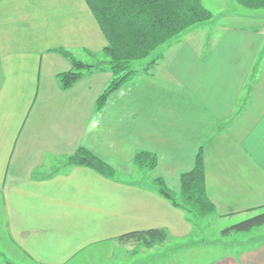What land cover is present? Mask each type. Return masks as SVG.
<instances>
[{"label": "crops", "instance_id": "1", "mask_svg": "<svg viewBox=\"0 0 264 264\" xmlns=\"http://www.w3.org/2000/svg\"><path fill=\"white\" fill-rule=\"evenodd\" d=\"M250 17L156 48L153 65L97 109L108 69L67 89L57 78L71 68L58 49L94 63L106 45L85 0H0V264H163L133 263L115 251L139 246L121 238L133 231L194 235L154 180L178 193L198 154L213 205L207 220L263 211L264 19ZM80 147L113 172L134 171L138 152L153 156V168L138 166L149 169L150 185L69 165ZM250 232L228 244L203 243L186 264H264V237L247 241ZM197 251L207 258L191 262Z\"/></svg>", "mask_w": 264, "mask_h": 264}, {"label": "trees", "instance_id": "2", "mask_svg": "<svg viewBox=\"0 0 264 264\" xmlns=\"http://www.w3.org/2000/svg\"><path fill=\"white\" fill-rule=\"evenodd\" d=\"M248 9H264V0H235ZM97 20L106 39V45L94 63H86L74 58L64 49L58 52L67 56L71 68L57 75L62 89L71 87L82 76L97 69H108L112 77L99 94L96 108L100 109L108 96L116 91L124 81L138 70L131 69L132 61L144 59L162 44L168 43L190 26L209 19L211 11L203 5L202 0H85ZM152 60L143 69L152 66ZM134 161L136 165L153 168L155 158L145 152H138ZM69 165H83L110 177L112 168L85 148H78L67 158ZM155 186L160 195L180 208L186 218L194 225L213 212V205L208 199L204 184V171L201 155L196 157L192 170L180 176V190L177 194L170 192L161 179H155ZM264 228V210L224 228L222 234L250 232ZM121 238L141 241L151 247L163 241L165 231L149 229L133 231Z\"/></svg>", "mask_w": 264, "mask_h": 264}, {"label": "rangeland", "instance_id": "3", "mask_svg": "<svg viewBox=\"0 0 264 264\" xmlns=\"http://www.w3.org/2000/svg\"><path fill=\"white\" fill-rule=\"evenodd\" d=\"M202 2H203V5H206L207 7H209V10L212 13L211 17L204 21L198 22L190 26L188 29L182 31L180 33L181 36H183L184 33L187 31L192 32V33L194 32L193 34L196 36L197 35L201 36L204 34V31L206 29L208 31L209 30L214 31L215 26L218 24H238L240 25L241 24L240 21L251 22L250 19L254 20V17L249 18L250 14H256L261 17V18L260 17L257 18L256 20L264 19V9L244 8L238 5L235 0H202ZM236 10H240L243 14H239L238 12H236ZM246 24L249 25V23H246ZM253 24L255 25V22H253ZM168 43L162 44L160 46H165ZM152 56L153 57L155 56V50H153L149 54V56L144 59L132 61L130 64V68L137 69V70L141 69V67H143L145 64L152 61L151 60V58H153ZM93 61H96V58L93 57ZM113 176L120 178V179L127 180V181H135L136 183H139V184L150 185L149 184L150 182L149 181V169L142 168V170H140L138 166H136L134 171H132L131 173L115 171L113 173ZM170 192L177 194L172 190H170ZM250 216H240L238 218L226 219V220H217L216 218L210 216L211 217L210 221L207 220L205 217V219H202L199 223L194 225V229H195L194 235L192 233L193 236H191V238L189 239H181V240H178L176 238L174 239V238H171L170 235H168V233L165 231V238L163 239V241L159 242V244L158 243L154 244L152 246L153 248L150 247L151 249H148L149 247L145 246L142 242H138L139 246H136V248L133 244H131L129 245L127 250L117 249V251L115 252H116V255L120 254V255H125L126 257H131V262L133 263H136L140 260L141 262H147V263L150 260H153L154 263H157L158 261L156 260L157 258L163 261L162 262L163 264H169V262L172 260L175 263L177 262L176 264H186V260L188 262V259H189L186 257V255L192 253L190 252L191 249L193 248L200 249L203 243L206 247H208V245L217 246L220 243L228 244L230 242H233L236 237L243 235L241 233L240 234L230 233V234L224 235L221 233V231L224 228H227L235 223H238ZM259 236L264 237L263 228H256L250 233L244 234V237H245L244 239L247 238V241L249 239L254 240L258 238ZM188 240H191L192 244L189 243V245H187ZM155 245L157 246L155 247ZM219 250L220 248L218 249V247H216L212 251L210 249L208 252H210L211 256H216ZM199 252L195 254L194 257H191L192 258L191 262H200L207 258L208 254H204L203 252H200L199 254ZM169 258H172V259L169 260Z\"/></svg>", "mask_w": 264, "mask_h": 264}]
</instances>
